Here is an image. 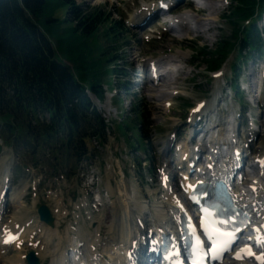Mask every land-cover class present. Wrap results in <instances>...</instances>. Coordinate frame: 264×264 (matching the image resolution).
Here are the masks:
<instances>
[{"label":"trees","instance_id":"trees-1","mask_svg":"<svg viewBox=\"0 0 264 264\" xmlns=\"http://www.w3.org/2000/svg\"><path fill=\"white\" fill-rule=\"evenodd\" d=\"M257 9L264 11V0H236L225 15L231 37L223 38L215 52L206 46L199 50L208 69H217L228 57L243 32V21ZM110 18L101 7L76 0H0V123L7 139L36 144L37 136H43L49 141L47 134L56 135V122L59 132L69 129L70 141L81 139L79 146L84 147L86 126L95 137L104 134L103 123L90 122L80 109L88 111L86 90L103 97L104 67L121 58L122 25ZM255 30L246 29L244 45L253 44L250 34ZM60 59L70 61L73 70ZM116 73L125 74L119 69ZM75 75L89 83L82 85ZM44 112L51 116L47 127L37 118Z\"/></svg>","mask_w":264,"mask_h":264},{"label":"rangeland","instance_id":"rangeland-1","mask_svg":"<svg viewBox=\"0 0 264 264\" xmlns=\"http://www.w3.org/2000/svg\"><path fill=\"white\" fill-rule=\"evenodd\" d=\"M78 3L86 2L89 5L94 6H100L108 15H110V20L116 19L117 15L116 13V2H113L111 0H76ZM136 0H132L129 3H126L123 7L125 9V12L121 11L122 18L127 15L128 12L132 11L133 3ZM199 7H201L202 12L197 15L194 13L195 22L194 27H192V31L187 34V32L184 33V35L179 36L178 33H174V36L176 35L178 38H174L173 36L168 37L167 39H164L163 41L152 44V45H144L140 39L141 37L138 35L136 31L128 30L125 31L122 35V39H124L123 43L124 46L126 44L128 45L127 54L129 56V61L134 59V55L137 54H144L146 52H169L172 51V54H184L182 59L185 61L186 58H193V63L191 66H187L186 69L183 70L185 72L181 77L182 79L179 80V83L183 86V96L184 98H178L173 97V106L172 108H166L165 103L167 100H172L171 96L168 93H171L170 90H173L172 88L166 91V88L163 89L159 88L158 90H155L153 92H148L145 89H142L141 87L137 86H131L129 95H126L125 93L122 95L121 99L123 100V110H124V119L134 118L135 116L132 114L133 104L131 103L132 99L135 97L143 99V105L146 107V112L148 114V118L145 121L147 126L150 124H153L152 129H164V125L170 126L172 123L178 121L180 117L185 116L187 114V111L182 109L184 104L190 103L191 107H193L197 101L206 98V92L209 87L206 86V80L202 77L203 73L206 74V67L203 65V62L199 57H197L196 51L197 49H193L194 44L197 45H209L210 48L216 47L217 41L220 37V33L217 31L216 27L220 24H218L220 18V15L223 13V8H226L222 0H199L197 2ZM204 5H211L215 6L212 9L205 8ZM196 7V6H195ZM187 10L188 7L186 5H180L179 10ZM115 9V11H114ZM116 14V15H115ZM118 19V18H117ZM214 22H216L214 24ZM225 24L223 31L227 35L231 34L232 28L227 23ZM199 25V26H198ZM221 27V26H220ZM197 28V29H196ZM198 47V46H197ZM177 55V56H179ZM67 57V56H66ZM198 65V66H197ZM187 79L189 82L187 84V81H184V79ZM204 80V81H203ZM111 86V85H110ZM203 86V87H201ZM211 86V85H210ZM207 89V90H206ZM105 91V98L103 102L104 109H108L109 106H111V99L112 95L111 92L107 90V87H104ZM162 92H165V96H161L160 94ZM127 99V101L125 100ZM118 105V102H117ZM103 110V109H102ZM119 111L121 109H118ZM109 111V110H108ZM105 110V114L107 116L108 112ZM111 112H116L114 110V107H112ZM126 119V120H127ZM108 120V119H107ZM113 120V117H112ZM148 132V130L146 129ZM133 132V141H129L130 145H133L138 141V134L135 129L132 130ZM156 135L153 134V140ZM90 151H91V160L85 161L84 167H81L82 170L80 173L86 174V169L91 167V171L94 173V175H98L101 178V182L103 183V186H108L110 184V188L112 191H114V197L112 201L110 202L109 206V212L106 216V211L102 216H97L94 219V222L100 223V229H101V235L103 237H109L111 234L114 233V231H117L116 227L115 229L111 227L112 221L118 222L121 220V215L123 214V203L126 200V196H129L130 198L142 203V205H146V209L142 210L145 213L146 210L150 207L148 203H143L139 201V195H128L130 193L129 191V185H132L131 183H127L130 181V178H127L129 175H131V172L129 171L127 173V167L125 164L126 158H123V155L130 154V146H127L124 142V140L118 135L115 134L113 136H110L107 140V143L105 145H102L100 143V146L97 144L91 145ZM19 154L7 149L4 145L0 144V175L3 173V168L5 165L13 164V160L16 158H20L22 161H25L26 163H30V159L34 162L38 158H32V155H25V157H30V159L22 158L18 156ZM44 155V154H43ZM52 155V154H51ZM47 159L50 158V155L47 154ZM66 160L62 159V156H60L59 152H56V156L51 157L50 163L46 167H40L39 171H33L31 170L32 174L28 177L23 172L20 171V175L14 176L13 181V187L16 191H19L20 187H18L19 184H22L25 179H28L27 181H31L32 183L36 182L38 193L37 196L34 197V194L30 190L28 192V195H26L25 199L22 201V207L18 206L17 204L14 206L8 207V218H12L14 216H18L21 220L24 222H27L29 219L33 220L37 217V210L39 206L42 204H48L52 208L51 210H61L62 213L65 211H69L70 209H74V199H71V189H75V192L79 191V187L77 185V182L75 179L77 178V171L78 167H75L74 163L72 161L69 162V157L64 156ZM135 159V155L131 154L127 158L128 165H130L131 161ZM73 160V159H71ZM74 161V160H73ZM64 163V171L63 173L66 175L67 172H70V176H65L64 180H61V177L58 176V178L55 179V182H53L50 179H48V175L50 173H53V170L56 169V166L59 164ZM58 174V173H57ZM129 174V175H128ZM51 181V182H49ZM122 185V186H121ZM124 188V189H123ZM134 188V187H133ZM52 190L55 191V194L47 198V195H45V191ZM120 192L124 195L123 198L117 197V192ZM141 192V190H138L135 187V192L137 193ZM144 192V191H142ZM157 202V201H156ZM156 202L154 203V206H156ZM116 205V207H115ZM136 204L134 201L131 203V221H132V214L137 213L136 210ZM139 211H141L139 209ZM16 212H18L16 214ZM106 216V217H105ZM105 217L106 222L103 220ZM57 218V228L60 232V237L65 235V230L67 228L66 222H68V219L64 216H56ZM152 220V219H151ZM154 220V219H153ZM37 226V224H35ZM89 232L93 233L95 230L91 227L88 228ZM112 236V235H111ZM113 237V236H112ZM58 238L52 239L49 242L48 239H44V248L48 247V244H51L52 248L55 247ZM47 245V246H46ZM47 249L43 252L45 255L40 256L43 262L45 264H49L52 258H50V255H46ZM29 252V249L28 251ZM38 253H41L38 249ZM5 258L0 257V264H6L4 261H8V258L11 260L18 258L21 256V253L18 251H10L8 254L4 255ZM3 256V257H4Z\"/></svg>","mask_w":264,"mask_h":264},{"label":"bare ground","instance_id":"bare-ground-1","mask_svg":"<svg viewBox=\"0 0 264 264\" xmlns=\"http://www.w3.org/2000/svg\"><path fill=\"white\" fill-rule=\"evenodd\" d=\"M205 8H209L212 9L215 6H211V5H204ZM199 26V25H198ZM194 27V26H193ZM197 29V28H196ZM174 60V59H173ZM160 67L163 66L162 61L160 62ZM172 87H167L166 91L171 89ZM165 92H162L160 95L161 96H165ZM169 95L171 93H168ZM254 134V132H252ZM223 145H227L226 143H223ZM233 147V146H231ZM230 147V148H231ZM229 157V155H227V158ZM230 158V157H229ZM3 183V186L5 185V181L3 182V179L0 182V185ZM2 186V188H3ZM1 188V190H2ZM0 190V191H1ZM21 196L22 194L20 193H14L12 194L13 199L15 201H21ZM126 200L123 203L122 209H123V214L121 215V220L118 222L112 221V225L111 227L113 228H120V235L113 238L115 240V242H117L118 240H122L121 243L118 241L117 244L113 243L110 245H102V243H99V239H100V235L97 234V239L95 241L92 242V249H89V256L91 257L90 260H87L86 258H80L78 260L79 263L81 264H124L125 263V255H124V251L127 248L128 245H126L127 243H129V247H131L132 241L136 240V233L140 232L133 229L132 228V221H131V203L132 201H134V203L136 204L137 207H139V209L145 210L146 209V205H142V203L130 198L129 196H126ZM163 202L159 205V202H156V206L154 208V211H156V214L160 215L158 216V221H160L161 223H163L164 225L169 224L168 222V216H166V211L168 209V211H170L171 209L174 208L171 199H169L168 197H163ZM166 203V204H165ZM165 204V206H164ZM159 205V206H158ZM140 220L142 221V224L144 225L145 223H147L146 218L142 219L140 218ZM152 223H154L155 225L157 224V220H151ZM156 227H160V226H156ZM16 227L13 226H9V229H11L12 231L16 230L14 229ZM118 231V230H117ZM17 232V231H16ZM25 233V231H24ZM46 235L49 236L53 235L54 232L50 231V230H46ZM55 234L57 235L56 231ZM66 234H68L66 232ZM143 234H141L142 236ZM1 238V236H0ZM60 239V238H59ZM61 240V239H60ZM72 244L76 241L78 243V239L77 237L73 236L71 238ZM0 245L3 246V241L0 240ZM139 246V245H138ZM4 247V246H3ZM141 247V246H140ZM140 247L138 250H140ZM60 248L59 244L57 245L55 252L52 254L53 257V264H71L69 261L68 257L62 256L60 258V255L56 254L58 249ZM43 250V249H42ZM92 250V251H91ZM0 251L2 252L3 249L0 247ZM45 251V250H44ZM43 251V252H44ZM56 254V256H55ZM17 260V261H16ZM66 260V261H65ZM13 261H16L15 263H22V261H20L19 259H13ZM76 261V260H75ZM74 261V262H75Z\"/></svg>","mask_w":264,"mask_h":264},{"label":"snow or ice","instance_id":"snow-or-ice-1","mask_svg":"<svg viewBox=\"0 0 264 264\" xmlns=\"http://www.w3.org/2000/svg\"><path fill=\"white\" fill-rule=\"evenodd\" d=\"M217 221L211 218V214L207 221L202 219V226L204 227L205 233L208 239L212 241V247L207 251L201 245L199 239L196 241V245L193 249V264H204V258L208 256L209 252L213 259H218L221 252L230 246L231 242L235 239L232 232L224 231L216 226ZM15 239L14 236H10L5 242H10V240ZM245 251V250H241ZM247 254L253 255L250 249H247ZM237 258H241L240 253H237Z\"/></svg>","mask_w":264,"mask_h":264},{"label":"water","instance_id":"water-1","mask_svg":"<svg viewBox=\"0 0 264 264\" xmlns=\"http://www.w3.org/2000/svg\"><path fill=\"white\" fill-rule=\"evenodd\" d=\"M45 210L44 209H41V214H43V212H44ZM45 217H47L48 219H50V217H49V215H48V213H46V215H45Z\"/></svg>","mask_w":264,"mask_h":264}]
</instances>
